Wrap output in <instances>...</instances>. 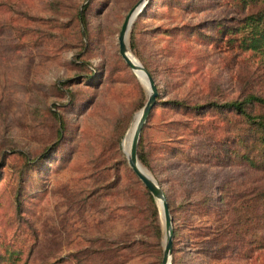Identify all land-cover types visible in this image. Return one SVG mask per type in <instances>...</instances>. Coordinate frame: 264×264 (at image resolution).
<instances>
[{"label":"rangeland","instance_id":"374dc122","mask_svg":"<svg viewBox=\"0 0 264 264\" xmlns=\"http://www.w3.org/2000/svg\"><path fill=\"white\" fill-rule=\"evenodd\" d=\"M137 1L0 0V264H161L160 205L123 147L148 98L118 46ZM179 1L152 0L133 50L135 21L126 37L157 88L138 160L167 198L170 264H264V169L241 158L246 125L191 109L264 98V54L241 42L264 0Z\"/></svg>","mask_w":264,"mask_h":264},{"label":"trees","instance_id":"16d2710c","mask_svg":"<svg viewBox=\"0 0 264 264\" xmlns=\"http://www.w3.org/2000/svg\"><path fill=\"white\" fill-rule=\"evenodd\" d=\"M151 1L152 0L149 1L148 5L144 8L141 15H143L145 10L151 6ZM180 1L182 3L187 2L188 4V0ZM241 3L246 9V6L248 5L249 1L241 0ZM87 7L88 6L86 4L83 5L82 10L78 13L79 20L84 26L86 22L85 11L87 10ZM243 23V28H246L248 32L241 39L242 46L248 50L264 54V6L260 7L259 10H257L256 12H249L247 15H245ZM135 24L136 21L132 27L131 32L130 47L132 48V50L135 48V45L133 43V33L135 30ZM172 103L176 108L184 107L183 102L173 101ZM187 107L188 106H186V108ZM211 108H214L221 112L232 111L236 115L240 116V121L242 123H245L246 125L245 129L244 126L240 128V132L237 136V143L242 148L243 152V154H241V158L245 159L251 165L254 164L257 167H261L262 169H264V98L250 94L242 100H233L225 103L207 102L200 105H193L191 107V109L194 110H209ZM56 118L60 125L58 129V136L60 137L62 128L64 127V120L58 114H56ZM251 151L255 154L251 155L249 153ZM137 154L140 162L144 165H147L148 158L147 154L143 149L141 139L138 145ZM146 193L150 200L153 202V198L148 190ZM154 213L156 218V212ZM156 227L158 234L160 235V229L158 224L156 225Z\"/></svg>","mask_w":264,"mask_h":264},{"label":"water","instance_id":"95a60500","mask_svg":"<svg viewBox=\"0 0 264 264\" xmlns=\"http://www.w3.org/2000/svg\"><path fill=\"white\" fill-rule=\"evenodd\" d=\"M148 2L149 0H138L136 4H134V6L127 12L118 35V46H119L120 56L127 64V66L133 70V72L136 73L138 71H141L144 73L146 78V86L148 89V98L144 106L142 107L140 118L137 122L134 133L132 135L129 146V152L127 154V160L130 168L132 169L134 174L138 177L140 182L151 193V195L158 200L162 212V216L164 219V228H165V244H164L161 264H170L171 252H172L173 229H172V218L170 216L167 198L163 189L154 180V178L151 175L144 173L140 169V163L137 156V147H138V141L140 138L141 129L144 123L146 122V119L148 118V115L156 101L157 88L150 72L146 69V67L141 63L136 64L132 62L130 56L128 55L129 53L132 52L126 43V37L128 36L135 19L144 10Z\"/></svg>","mask_w":264,"mask_h":264},{"label":"bare ground","instance_id":"6f19581e","mask_svg":"<svg viewBox=\"0 0 264 264\" xmlns=\"http://www.w3.org/2000/svg\"><path fill=\"white\" fill-rule=\"evenodd\" d=\"M128 55L130 56V59L132 60V62H134V63H136V64H140V62H139V61H138V60L132 55V53H129ZM135 74L140 78V80H141L142 82H144V83L146 84V78H145V75H144L143 72L138 71V72H136ZM140 114H141V111H140L139 113L135 114V116H134V118H133V122H132V124H131L129 130L127 131V133H126V135H125V138H124V140H123V147H124V150H125L126 154H128V152H129L130 141H131L132 135H133V133H134L135 127H136V125H137V122H138V120H139V118H140ZM140 169H141L144 173L150 175V174H149V173H148V172H147V171L141 166V164H140Z\"/></svg>","mask_w":264,"mask_h":264}]
</instances>
